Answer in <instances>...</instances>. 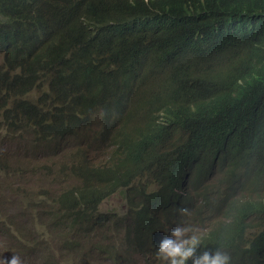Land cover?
<instances>
[{"label":"trees","instance_id":"16d2710c","mask_svg":"<svg viewBox=\"0 0 264 264\" xmlns=\"http://www.w3.org/2000/svg\"><path fill=\"white\" fill-rule=\"evenodd\" d=\"M156 205L264 264V0H0V258L160 264Z\"/></svg>","mask_w":264,"mask_h":264},{"label":"clouds","instance_id":"9594fccd","mask_svg":"<svg viewBox=\"0 0 264 264\" xmlns=\"http://www.w3.org/2000/svg\"><path fill=\"white\" fill-rule=\"evenodd\" d=\"M180 211L187 212L186 209ZM151 214L155 218L156 224H161L158 228L165 225L171 226V223H174L172 220H168L169 215L164 206H153ZM162 234V241L156 250L160 264H189V261L191 264H232V257L227 251L219 247L202 248L203 238L199 230L191 229L187 224H184L182 218L174 230L171 226V232L164 231ZM198 250L199 254H197ZM0 264H22V261L18 255L13 254L11 259L4 256L0 258Z\"/></svg>","mask_w":264,"mask_h":264},{"label":"rangeland","instance_id":"374dc122","mask_svg":"<svg viewBox=\"0 0 264 264\" xmlns=\"http://www.w3.org/2000/svg\"><path fill=\"white\" fill-rule=\"evenodd\" d=\"M41 209V207H40ZM103 210H111V211H115L118 214H122L125 209H126V205H125V200L122 194H120L119 192L115 194V197H112L111 199H109L108 201H106L103 206H102ZM22 223L21 225L27 228H30L31 225H36V223L40 220V217L37 215V212L35 214L34 213H28L25 214L23 216L22 219ZM43 225V224H40ZM39 231L41 233L45 232V230L43 228L39 229ZM43 231V232H42ZM94 259V264H103L102 260H97L93 257ZM112 264V263H111Z\"/></svg>","mask_w":264,"mask_h":264}]
</instances>
